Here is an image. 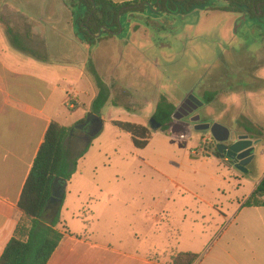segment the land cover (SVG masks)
Returning a JSON list of instances; mask_svg holds the SVG:
<instances>
[{"label": "crops", "instance_id": "obj_1", "mask_svg": "<svg viewBox=\"0 0 264 264\" xmlns=\"http://www.w3.org/2000/svg\"><path fill=\"white\" fill-rule=\"evenodd\" d=\"M108 1L122 4L140 0ZM16 2L0 4V257L21 216L17 208L21 191L50 123L64 126L62 121H68L64 110L71 112L73 119L76 110L85 109L84 103L85 112L72 123L83 120L90 112L98 90L88 69L89 61L110 90L108 103L135 111L127 103L134 96L133 88L119 81L108 85L95 65L97 61L114 59L134 65L132 59L122 56L115 36L89 46L73 33L72 8L63 0ZM12 40L26 51L18 50ZM116 71L113 68L112 77ZM250 140L257 144L244 175L251 173L261 143L260 139ZM212 157L219 166L234 169L231 165L225 167L222 159L213 154ZM263 177L237 178L236 186L243 196L235 207L231 199L228 204L222 195L214 197V192L221 193L216 184L212 188L196 182H161L160 214L121 218L104 207L98 208L92 215L104 224L111 220L115 228L108 230L87 227L80 216L85 213L84 200L72 214L80 225L66 228L65 196L57 229L68 234L47 264H171V258L180 253L196 255L194 264H264V206H244ZM74 178L75 174L67 190Z\"/></svg>", "mask_w": 264, "mask_h": 264}, {"label": "rangeland", "instance_id": "obj_2", "mask_svg": "<svg viewBox=\"0 0 264 264\" xmlns=\"http://www.w3.org/2000/svg\"><path fill=\"white\" fill-rule=\"evenodd\" d=\"M6 3L17 2L0 0V4ZM209 4L220 7L224 3L210 0L208 5L184 16L147 7L141 13L124 11L118 15L119 28L114 39L120 42L122 56H128L134 65L117 59L97 61L95 65L108 85L119 81L133 88L134 96L127 103L135 111L128 112L109 103L101 110L102 129L77 162L75 178L66 192V228L80 225V220L72 217L80 200H84L85 211L80 216L87 227L108 230L115 228L111 220L104 224L92 215L98 208L104 207L121 218L160 214L161 182H196L212 188L216 184L221 193L214 192V197L222 195L228 204L231 199L235 207L243 196L236 186L237 178L263 177L264 18L257 21L245 14L209 11ZM72 14L75 21L83 10L73 4ZM73 33L79 37L76 26ZM113 68L117 70L115 77L111 76ZM205 91L218 95L194 112L200 122L226 126L232 137L248 136L244 129L248 125L262 134L249 175L219 166L212 157L214 145L210 133L193 130V123L187 118L176 120L167 134L150 129L160 95L178 109L190 95L202 101ZM84 104L85 109L76 110L73 119L72 113L65 109L68 121L62 124L72 126L85 112ZM112 122L145 126L152 136L148 146L135 150L130 136ZM222 164L230 168L228 162L222 160ZM118 229L122 231L121 226Z\"/></svg>", "mask_w": 264, "mask_h": 264}, {"label": "trees", "instance_id": "obj_3", "mask_svg": "<svg viewBox=\"0 0 264 264\" xmlns=\"http://www.w3.org/2000/svg\"><path fill=\"white\" fill-rule=\"evenodd\" d=\"M223 6L209 4V11L230 14H245L250 19L261 21L264 18V0H222ZM70 8L77 5L83 14L73 20L82 43L94 46L103 38H110L118 32L117 17L124 11L141 13L146 7L161 13L187 15L200 6L208 5L210 0H140L129 3L114 4L108 0H63ZM72 4V5H71ZM261 14V15H260ZM107 28L108 30H104ZM99 37H95L99 34ZM6 33L13 38L11 30ZM14 42V43H13ZM20 51H26L12 40ZM88 68L98 90L88 115L99 116L109 101L110 90L95 71L89 61ZM216 92L205 91L202 96L208 105L217 97ZM115 106V105H114ZM177 108L164 95H160L152 118L160 124L158 131L167 134L175 122ZM88 116L70 127L51 122L44 140L33 161L30 173L25 181L17 208L21 216L14 233L7 243L0 264H47L52 253L67 232L57 228L61 223L68 183L76 172L77 162L84 156L94 138L86 140ZM113 126L130 135L136 150H144L151 138V131L141 125L124 122H112ZM250 139L259 140L262 134L252 125L244 127ZM213 156L220 159L213 152ZM244 206H264V177ZM197 256L180 253L171 258V264H194Z\"/></svg>", "mask_w": 264, "mask_h": 264}, {"label": "water", "instance_id": "obj_4", "mask_svg": "<svg viewBox=\"0 0 264 264\" xmlns=\"http://www.w3.org/2000/svg\"><path fill=\"white\" fill-rule=\"evenodd\" d=\"M118 20V17H117ZM108 30L107 28H104V30ZM100 32L97 36L99 37ZM203 106V103L195 98L194 96L190 95L187 97L185 102L181 105L180 108L177 109L174 119L180 120L183 116H187L189 113H191L193 110H196L197 108H200ZM181 113L183 115H181ZM193 122H198L199 117L196 116L192 119ZM85 123L89 126L88 130L86 131L87 139L88 138H94L96 137L101 129H102V120L99 116L96 115H88ZM150 129L152 131H158L160 129V124L156 122L155 119L151 118L149 122ZM195 130L197 131H210V134L212 138L220 143L217 146L218 151H221V148H226L225 145L222 143L227 141L230 137L229 130L220 125V124H213L210 126L209 124H199L195 126ZM223 133L224 137L218 138L217 134ZM257 144V141H252L248 138V136H239L237 141L232 143L228 147V157H233L235 159V166L234 168L238 171H240L243 174H246L248 172L247 166L252 161L253 158V152L254 147Z\"/></svg>", "mask_w": 264, "mask_h": 264}, {"label": "flooded vegetation", "instance_id": "obj_5", "mask_svg": "<svg viewBox=\"0 0 264 264\" xmlns=\"http://www.w3.org/2000/svg\"><path fill=\"white\" fill-rule=\"evenodd\" d=\"M152 11H158V10H156V9H152ZM224 13V12H223ZM227 14H230V13H227ZM261 15V14H260ZM118 21V20H117ZM117 35V32L116 33H113V36H116ZM196 98V97H195ZM187 99V98H186ZM185 102V101H184ZM202 102V101H201ZM203 104H204V102H202ZM181 107V106H180ZM179 107V108H180ZM198 109V108H197ZM197 109L196 110H193L191 113H189L187 116H183L181 119H185V118H187V119H189V121L190 122H192L193 123V125L191 126L192 128H193V130H195V126L196 125H199V124H208L207 122H200V117L198 116V115H194V112H196L197 111ZM181 115H183L182 113H181ZM196 116H198L199 117V121L198 122H193L192 121V119L193 118H195ZM180 119V120H181ZM176 121V120H175ZM215 124V123H214ZM210 125V124H209ZM213 125V124H212ZM212 125H210V126H212ZM223 126V125H222ZM190 127V128H191ZM225 127V126H224ZM88 128H89V126L87 127V130H88ZM86 130V131H87ZM228 130H229V128H228ZM206 132H209L210 133V131L209 130H207ZM229 132H230V130H229ZM211 135V134H210ZM217 137L218 138H222V137H224V134L223 133H218L217 134ZM238 137L239 136H237V137H232V133L230 132V137H229V139L227 140V141H225V142H223L222 144L223 145H225V147L226 148H221V151H218V149H217V146L220 144V143H218V142H216L213 138H212V136H211V138H212V141H211V143L214 145V152L219 156V158L220 159H222V160H225L226 162H228L233 168H234V166H235V159L233 158V157H228V147L232 144V143H234L235 141H237V139H238ZM235 169V168H234Z\"/></svg>", "mask_w": 264, "mask_h": 264}, {"label": "built area", "instance_id": "obj_6", "mask_svg": "<svg viewBox=\"0 0 264 264\" xmlns=\"http://www.w3.org/2000/svg\"><path fill=\"white\" fill-rule=\"evenodd\" d=\"M180 139V137H178Z\"/></svg>", "mask_w": 264, "mask_h": 264}]
</instances>
